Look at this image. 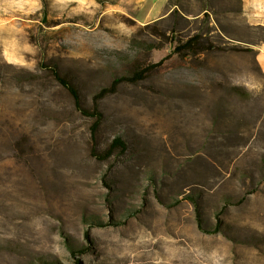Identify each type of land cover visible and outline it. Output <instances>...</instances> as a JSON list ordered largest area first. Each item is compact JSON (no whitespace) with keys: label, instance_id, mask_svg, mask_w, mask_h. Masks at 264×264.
<instances>
[{"label":"rangeland","instance_id":"rangeland-1","mask_svg":"<svg viewBox=\"0 0 264 264\" xmlns=\"http://www.w3.org/2000/svg\"><path fill=\"white\" fill-rule=\"evenodd\" d=\"M239 3L0 0V264H264V29ZM156 30L223 49L183 58ZM161 60L100 101L95 135L45 69L91 106ZM115 136L124 154L92 153Z\"/></svg>","mask_w":264,"mask_h":264},{"label":"trees","instance_id":"trees-1","mask_svg":"<svg viewBox=\"0 0 264 264\" xmlns=\"http://www.w3.org/2000/svg\"><path fill=\"white\" fill-rule=\"evenodd\" d=\"M157 36L165 42H171L174 46L173 52L174 54L179 55L183 58L195 57L200 55L206 51L213 50H222L223 48L216 46L212 43L208 38H205L202 34L196 33L185 40L178 38V36L174 37V33L168 35L163 31H155ZM161 45H154L151 49L161 48ZM231 49L237 51H248V49H242L239 47H232ZM163 60L158 63H149L144 64L141 62H135L132 64L129 72L126 75L115 78L109 86L101 88L94 96L93 102L91 106H87L84 104L83 98L81 96L80 90L77 84L74 82L73 78L67 74H62L55 65H45V69L48 70L51 77L60 84V86L67 91L68 95L72 98L74 105L77 110L85 117L93 120L92 125V133L95 135L97 133L99 124L102 119V113L99 110V103L104 98L114 94L117 92L120 84L129 83V84H138L145 79H147L157 68H159L163 64ZM127 150V144L121 136H115L112 141L104 148L98 149V147H93L92 153L102 159H109L110 157L119 154L122 155ZM185 200H189L193 203L196 212V219L198 227L205 231L206 229L203 227V221L200 217V208L198 197L193 195H185L183 199H180L178 202H183ZM218 226L215 227V232L218 230ZM71 252L73 255L75 254H84L87 252V248H73L71 247Z\"/></svg>","mask_w":264,"mask_h":264},{"label":"crops","instance_id":"crops-1","mask_svg":"<svg viewBox=\"0 0 264 264\" xmlns=\"http://www.w3.org/2000/svg\"><path fill=\"white\" fill-rule=\"evenodd\" d=\"M239 2L240 11L247 22L253 26H262L264 29V0H239ZM251 48L256 52V60L264 72V38Z\"/></svg>","mask_w":264,"mask_h":264}]
</instances>
